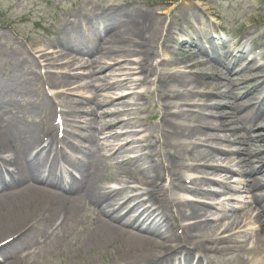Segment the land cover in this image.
I'll list each match as a JSON object with an SVG mask.
<instances>
[{
  "label": "bare ground",
  "instance_id": "bare-ground-1",
  "mask_svg": "<svg viewBox=\"0 0 264 264\" xmlns=\"http://www.w3.org/2000/svg\"><path fill=\"white\" fill-rule=\"evenodd\" d=\"M179 18L184 19L186 29L191 28V23L187 20L184 9H181L178 15L175 16L174 24ZM72 19H74V22L66 20L65 25L56 30V33L55 30L51 31L57 38L52 39L45 46H37V57L28 55L25 62L21 61L16 68L3 70L4 72L0 71V94L31 97L35 93L32 87L41 83L43 78L35 73H21V69L26 64L35 66L37 60L42 61L43 68L46 70H51L57 66V70L62 72V74H59L60 77L57 72L54 75H52L53 73L49 75L48 72L49 76L47 75L45 80L49 81L50 79L51 81V77H53L50 86L56 91L57 98L62 102H69L66 107L68 112L66 111L64 118L67 124L71 121L74 127L75 124L80 125L78 132L73 125L70 126L76 132L72 135L70 153L66 151L68 143L66 144L67 139H65L63 141L65 149L63 147L61 153L57 154L51 151L54 149V133L48 136V138H52L51 146L41 148L39 141L44 133L43 126L41 128L37 124L20 123L26 121L25 119H20V122H18L9 118L10 120L6 121V113L0 111V243L28 231L34 223H39L19 239L0 248V253H2V255L0 254V259H2L0 264H26L24 259L19 260V262L14 260L17 253L20 252L23 242L35 237L37 233L45 228V223L49 222L54 212L65 209L69 212V215H73L74 212L84 209V204L89 203H93L99 208L93 213L94 218L88 224L92 229V233L84 248H87L90 244L91 246L94 245L93 248H97V250L107 248L112 253L126 255L128 259L124 261L126 264H191L196 252L206 255L207 258L211 257L215 253L214 249H220V243L215 244L216 241L240 229V226L251 213L249 210L252 204L259 205L260 208L256 209L264 211V202L261 201L264 196L259 194L264 188V164L259 163L263 155L255 156L251 147V160H248L245 166L236 169L233 164L238 160L241 151L225 145L230 139L226 134L217 136V133L223 131L233 133L234 118L241 113V105L238 104L234 108H228L232 112H230V115L228 113L224 114L225 116L223 114L216 116L220 114L219 112L210 113L209 117L199 112L193 115L192 112V115L187 117L191 118L190 125H175L173 120H181L182 113L189 110L182 109L185 104H189L190 107L205 109L204 98L209 96V92L200 90L205 83H201L202 79L199 75L193 77L180 75L178 72L165 74L154 66L153 56L157 54L162 37L168 43L172 39L173 23L169 24L164 18L157 16L155 12H149L142 8L138 10L120 8L100 13L76 10ZM102 28L105 33L109 31L106 38H101ZM186 43V40H182L178 43V46ZM213 45L215 43H212ZM191 46L193 49L201 51L207 59L206 61L194 63L193 67H204L208 63H219L224 67H228L227 62L235 58L232 54L210 53L198 42L193 41ZM162 48L165 49L166 47L162 45ZM3 51L0 52L2 56L0 65H3L4 61L8 59ZM186 55L190 58L195 53L190 52ZM132 58L135 60H132ZM242 60L248 62L247 69L244 71L225 68L231 77L227 80L232 89L245 78V74L251 75L254 71L260 72V78L255 80L257 83L264 77V69L262 67L256 68L254 61L249 58V54L243 52L240 55V61ZM165 63L167 62L162 60L160 65ZM131 65L137 67L129 68ZM126 70L127 72L130 70L137 71V74L145 76L147 81L151 77H155L154 81L161 85V88L164 85L174 84L181 89H187L191 86L192 89L175 93L174 99L178 100L176 104L179 105L180 102L181 113L170 114L167 108L163 110L162 127L165 129H163L164 132L158 142L161 146L169 145L171 149L175 150V155H170L167 158L157 156V172L154 167L143 168L138 165L136 168L138 173L135 178L130 177L132 173L130 169L119 167L117 178L113 177L111 179L120 181L121 187H109L108 192H105L106 189H102L104 178L101 170L102 163L112 160L114 156V159L121 158L126 150L136 147V142L130 140L128 134L121 129H116L114 130L117 131L116 137L118 136V139L123 143L116 148L111 143L112 132H108V130L118 127L119 123L112 126L101 125L99 128L94 126L95 124L91 118L95 116V111L87 107L84 101H80L82 99L81 94L84 92L85 96L90 94L92 97L97 98L99 94L96 93L99 92V89L103 91L123 87L130 89L137 86L136 82H140L142 85L143 82L140 79H138L139 81H132L128 77L130 73H125ZM76 71H88L89 75H85V73L83 75H72ZM115 72L120 73L117 75L119 81L107 83L103 80ZM214 77L218 79V83L214 86L216 93L213 97H222L220 91L221 87L225 86V80L220 75ZM88 80L99 83L100 86L98 87L100 88L98 90H96L98 87L91 89V83ZM83 82L85 83L82 84ZM44 85L46 84L44 83ZM208 86L209 89L211 83H208ZM258 89L253 88L249 92L252 97L250 103L255 101ZM74 91H77L78 96L76 94L75 96L71 95ZM223 94L225 99L231 98V92H224ZM67 96H77L79 100H76V98L69 100ZM129 96V94H122L118 97H109V104L114 101H118L117 103L120 105L128 104L127 98ZM36 97H38L37 94ZM133 99L135 103L140 101V97L134 95ZM232 99L240 101L238 98L233 97ZM98 103L107 105L106 101ZM224 106L227 108V104ZM251 107L253 108L254 105H251ZM255 107V116L250 121L248 118L242 121V124L247 127L252 125L253 122L256 125H264V99L258 108L257 104ZM10 109L6 108L4 110L11 112ZM31 111L39 114L44 112H47L48 115L52 114L51 105L44 98L38 104H33ZM216 117L220 118L217 119ZM213 119L217 121H213ZM215 124H217L214 128L216 130H213ZM257 130H261V134H263L264 127L259 128L257 126ZM46 132L49 133L50 129H47ZM68 134L70 135V133ZM199 135L206 137V140H204V144L199 142L195 145L196 150H194V156L191 160H196L199 156L204 165H184L185 156L182 147L177 142L182 139H194ZM211 135L216 136L213 138H216L215 143L217 145H210V142L213 143ZM251 141L254 142L253 138H251ZM206 143H209V145L207 146ZM234 143L235 141H231V144ZM38 146L40 147L38 148ZM149 147L135 149L136 152L133 154L137 155L135 158L137 162L145 160L148 156L145 149ZM156 152L157 148H152L151 153ZM79 156L90 160L93 164L95 172L93 179L77 186L81 188V192L70 194L74 199L58 198L45 193L41 188V184L43 182L48 183L49 178L58 172L77 167ZM226 162L228 164L223 165ZM60 163H63L65 168L59 165ZM129 164L130 162H127L123 165L127 166ZM260 164H263V167H258ZM7 168L18 177L9 183L2 179L7 175L4 174L7 172ZM186 173H193V178L190 179L192 187L183 183L185 179H189L185 178ZM221 173H226L228 176L238 174L244 179L250 180L247 191L252 196L246 212L242 207L234 206L232 199L224 201L218 208L210 203L204 205L194 200L195 197L208 198V201L211 202L212 200L209 199L217 195L211 188L216 183L214 178L220 177ZM131 180L138 184L140 188H133L130 184ZM165 180L169 181L168 185H165ZM203 185L208 189L204 190ZM15 189L17 191L14 192ZM223 189L237 192V189L230 185H226ZM139 191H142V193L139 194ZM176 192L179 194L180 192L187 193L194 198L183 200ZM142 197L146 198L142 199ZM145 200H148L151 204L149 208L144 206ZM67 206L68 209H66ZM206 207L215 208V214H218V217L213 221H210L208 217L210 212L205 209ZM256 209L255 211H257ZM185 210H189V216L186 215ZM180 217L186 222L183 227V237L177 235V231L181 229L177 225ZM155 221L157 222L156 225L153 224ZM212 222L218 225L213 226L211 225ZM19 227L21 228L16 230ZM207 231L215 232L214 237H206ZM195 232L201 234V236H197L200 237V240L196 238V234H193ZM256 232L260 233L261 243L264 245V228L258 229ZM170 236L172 237L169 238ZM192 237L196 240H193ZM206 242H209L212 246L210 247ZM247 251L249 250L246 249ZM2 256L4 260L12 257V261L6 263V261H3ZM157 256L163 257L155 260Z\"/></svg>",
  "mask_w": 264,
  "mask_h": 264
},
{
  "label": "rangeland",
  "instance_id": "rangeland-1",
  "mask_svg": "<svg viewBox=\"0 0 264 264\" xmlns=\"http://www.w3.org/2000/svg\"><path fill=\"white\" fill-rule=\"evenodd\" d=\"M168 1L169 0H0V52L2 53L4 49L3 53L8 57V59L4 61L3 65H0V71L4 72L3 70H12L16 68L17 64H20L21 61L25 62L28 55L37 57V46H45L46 43L51 42L54 38H57V36H54V34L50 31L55 30L56 33V30L65 25L66 20L74 22L72 16L76 10H85L87 12L96 11L100 13L108 10L114 11L120 8L127 10H138L142 8L143 10H147L149 12H155L157 16L164 18L169 24L173 23L171 32L172 39H170L168 43L165 38L162 37L157 54L153 56L154 66L165 74L178 72L180 75H189L193 77H197V75H199L202 79L201 83H205L204 87L200 89L203 90V92L208 91L211 93L213 91V87L208 89V83H216L212 82L209 78L210 74H216V72H218L221 75L223 74V71H221V69H216L217 67L213 64H207L204 67H193L194 63L204 61L206 59L199 54L197 49L192 48L191 42L179 46L178 43L184 36L185 38L187 37L188 40H195L202 32L204 33L203 35L207 34V36L211 37L212 34L210 35L208 32L219 29V27L211 25L209 15L218 19V24H221V26L225 27V29L230 30L232 35H236L238 37V35L244 34V36L247 37L254 36L259 38L257 43L264 48V0H175L173 3ZM181 9H184L185 16L191 23V28L186 29L184 27V19L181 18H179L174 24L175 16L178 15V12ZM205 43L206 41L203 46L206 45L209 47V44L207 45V43ZM162 45L166 48L163 49ZM190 52L195 53V55L188 58L186 53L188 54ZM1 57L2 56L0 55V58ZM132 60L135 59L132 58ZM162 60H165L167 63L160 65ZM43 67L42 61L37 60L35 66L26 64L23 69H21V73H35L43 78L41 83L32 87V90L35 93H33L31 97H22L17 95L5 96L4 94H0V97H4L0 101V106L2 105L3 109H10L12 105L10 109L11 112H6V120L15 119L16 121H20V119H25L26 121L21 123L27 125H39L41 123H46V121L51 122V120H54L57 112H61L62 110L67 111L66 107L69 102H62L59 98H57L55 94L56 91L50 86L51 81H53V77H51V81L50 79L49 81L45 80L48 72L49 75L51 73L54 75V73L57 72L58 76L59 74H62V72L57 70V66L53 67L51 70H46ZM136 67V65L129 66V68ZM83 73H85V75H89L88 71H76L75 73H72V75H83ZM125 73H130L128 77L131 78L132 81H139L138 79L142 80V85L140 82H136L137 86H134V88L131 87L128 89L123 87L103 91L99 89V83L88 80L91 83V89L98 87L96 90L99 89V92L96 94H99V97H92L90 94H86L85 96L84 92L81 94L82 99L80 101H84L85 104H87V107L95 111V116L91 118L92 122L95 124L94 126L99 128L101 125L112 126L115 123H119V125H117L118 127H113L108 130V132H112L111 136L113 138H111V143L116 148L123 144L118 139V136L116 137L117 131H114L116 129H121L128 134V138L130 140L136 142V147L134 149L126 150L121 155V158L119 157V159H114V156L112 160H108L104 163L106 169L104 177L106 180L104 179L102 184V189L104 190L108 187H121L120 181H113L111 179L113 177L117 178V169L119 167L130 169L132 172L130 177L135 178L138 173L136 170L138 165L143 168H147L149 166L154 167L157 172V156L167 158L170 155H175V150L171 149L169 145L161 146L158 142V139H160L161 134L164 132L163 129H165L162 127L163 110L167 108L170 114L181 113L180 102L178 105L176 104L178 100L174 99L175 93L177 91L186 92L187 89H192V86L187 89H181L174 84L164 85L163 88H161V85L154 81L155 77H151V79L147 81L146 77L140 76L137 74V71L130 70L127 72L126 70ZM112 74L113 75H109L103 80L107 83H116L119 81L117 75L120 73L115 72ZM44 83L46 85H44ZM76 86L78 87V85ZM36 94L38 97H36ZM75 94L77 95V91H74L71 95L75 96ZM122 94L130 95L129 98H127L128 104L120 105L117 103L118 101H114L112 104H109V97H118ZM133 95L135 97H140V101L135 103ZM77 96H67V98H69V100L72 98L79 100ZM43 98L47 99L51 105L52 114L50 115H48L47 112L39 114L35 111H31L32 105L38 104ZM204 99L206 107L203 110L193 106L190 107L189 104H185V106H182L181 104L183 110H189L188 112L182 113L181 120H173V123L175 125L180 124L182 126H188L190 125L191 118L187 117L192 115V112L193 115H195L196 112L210 114L212 110L208 109V106L222 104V101L216 98L206 97ZM100 101H106L107 105H104V103L99 104L98 102ZM233 103L235 102L232 101L231 107L234 106ZM225 111V109L220 110L219 112L222 113L217 114L216 116H221V114H224L223 112ZM47 117L48 119H46ZM216 118L219 119L220 117ZM213 121L217 120L213 119ZM72 125L74 127V124ZM75 127L78 132L80 125L75 124ZM233 128L236 130L238 126L235 124ZM69 131H73L70 126ZM73 132L75 133V131ZM225 133L227 134L228 132L223 131L217 133V136L224 135ZM211 136L212 138L216 137L213 135ZM241 136L243 142L246 144V135L243 133H238L237 136H235V139H239ZM204 140H206V137H201V135H199L194 139H182L177 142L182 147V152L185 156V160H183V162H185L184 165H202V161L199 156L196 160L191 159L194 156V150H196L195 145L199 142H203ZM206 144L209 145V143ZM210 145H212L211 142ZM147 146H150V149H145V153L148 156H146L145 160L137 162L135 160L137 155L133 154L136 152L135 149H138L139 147L145 148ZM152 148H157V152L154 153L156 154L155 156L151 153ZM127 162H130V164L127 166L123 165ZM227 164L228 163L226 162L223 165ZM104 170H102L103 173ZM192 174L193 173H186L185 178L189 179H185L183 181V183H186V185L190 187H192L190 180L193 178ZM224 179L225 178L219 180L224 181ZM131 181L132 182L130 184L133 188H140L133 180ZM164 182L165 185L169 184V181L165 180ZM202 188L204 190L207 189L204 185ZM212 188L221 192L220 187L216 185L212 186ZM177 194L183 200H192L194 198L192 195H188L187 193L180 192V194ZM223 198L225 197H221L220 199ZM194 200H196V202H206L208 201V198L203 199L195 197ZM215 201L217 200L215 199ZM217 202L222 201L220 200ZM88 205L89 210L86 208L81 209V211L74 212L73 217H69L65 227L56 236L54 242L48 245L46 249H35L34 251L28 252L31 253L30 256L23 253L20 257L26 261V264H126V262H124L128 260L126 255L112 253V251L107 248L97 250V248H93L94 245L91 246L90 244L87 248H84V245L91 237L90 235L92 233V229L88 226V224L91 223V219L93 218V211L97 209L94 204H91L90 206V203L84 204L83 206ZM205 209L208 211L207 208ZM185 211L186 215L189 216V210ZM214 218V216L211 217V219ZM179 220L180 221H178L177 225L179 229L181 228L180 231L182 233L186 222L181 217ZM211 225L215 226L218 224L212 223ZM21 227L16 230H19ZM206 233V237L212 236L213 238L215 232L211 233L210 231H207ZM193 234H196V238L200 240V237L197 236H201V234H197V232ZM196 238L192 237L193 240H196ZM251 239V244H249V247H251L249 251L251 252L248 253L246 251H240L233 256L228 254L229 251L227 248L217 250L214 249L216 254L217 252H221V254L213 256L216 257L215 259H212V256L209 257L210 260L208 262L210 264H249L251 255H253L255 251H259L260 245L258 238H253L251 236ZM206 243L209 244V242ZM211 246L212 245H210V247ZM202 256L204 259H207L206 255L202 254ZM160 257L161 256H157L155 259ZM10 260L11 259H7L6 263L8 261L10 262Z\"/></svg>",
  "mask_w": 264,
  "mask_h": 264
}]
</instances>
